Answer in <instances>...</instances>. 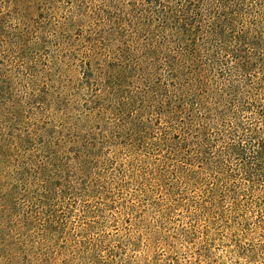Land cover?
Returning a JSON list of instances; mask_svg holds the SVG:
<instances>
[{
	"label": "trees",
	"instance_id": "16d2710c",
	"mask_svg": "<svg viewBox=\"0 0 264 264\" xmlns=\"http://www.w3.org/2000/svg\"><path fill=\"white\" fill-rule=\"evenodd\" d=\"M212 221L264 233V0H0V264Z\"/></svg>",
	"mask_w": 264,
	"mask_h": 264
},
{
	"label": "rangeland",
	"instance_id": "374dc122",
	"mask_svg": "<svg viewBox=\"0 0 264 264\" xmlns=\"http://www.w3.org/2000/svg\"><path fill=\"white\" fill-rule=\"evenodd\" d=\"M244 207L239 211V219H247L246 221L250 222L252 212L245 211ZM182 210H185V207L173 210L174 217L168 226L188 225V220L179 216ZM145 217L150 221V214H146ZM236 217L234 220L237 221ZM231 225L232 223L225 221L215 223L212 221V223L205 224L200 222L198 228L200 232L197 233H162L171 236L168 240L169 245L179 251L180 254L176 260L166 254V244L163 243L154 245L149 253L142 252L141 249L146 243L145 233H124L125 230L120 224H107L106 233L88 234L103 236L102 255H106L110 249L115 252L116 258H111L110 264H118L119 259H121V264H145L146 261L151 263L152 260V264H175L174 261H178V264H264V246H258L264 243V233L240 232V230H234ZM202 226L206 229L203 230ZM78 236L84 238L83 233H77V238ZM128 236L131 239H137L138 248L129 245ZM157 237L159 233L155 234L154 243ZM253 249L261 253V259L254 261L248 256L247 253Z\"/></svg>",
	"mask_w": 264,
	"mask_h": 264
}]
</instances>
